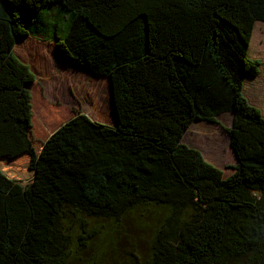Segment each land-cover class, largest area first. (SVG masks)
<instances>
[{
    "label": "trees",
    "instance_id": "1",
    "mask_svg": "<svg viewBox=\"0 0 264 264\" xmlns=\"http://www.w3.org/2000/svg\"><path fill=\"white\" fill-rule=\"evenodd\" d=\"M50 8L68 17L54 50L109 79L117 124L77 112L36 150L34 77L12 52ZM255 22L264 0H0V264H66L70 218L139 205L166 210L145 264H264V118L242 95ZM224 112L227 176L181 142Z\"/></svg>",
    "mask_w": 264,
    "mask_h": 264
},
{
    "label": "rangeland",
    "instance_id": "2",
    "mask_svg": "<svg viewBox=\"0 0 264 264\" xmlns=\"http://www.w3.org/2000/svg\"><path fill=\"white\" fill-rule=\"evenodd\" d=\"M49 11L54 13L46 17ZM62 12L64 14L60 17L54 9H41L34 16L38 18L43 16L41 21H37V24H32L31 27L28 26L29 33L25 38L15 42L16 47L12 52L17 60L28 67L34 77V83L30 88V103L34 115L31 125L36 150L58 124L65 122L77 112L84 114L91 121L114 127L111 107L105 117L97 113L101 119L88 114V109L96 98L94 87L105 84L108 96L107 78L98 76L100 79L97 80V75L63 61L54 50V41L63 38L68 26L67 13ZM39 24L42 28L38 26ZM34 29L38 30V35ZM253 29L247 57L250 60H257L264 66V26L254 24ZM259 70L257 66V73ZM242 95L249 105L261 113L260 106L250 104L246 96ZM42 123L44 124L40 129ZM230 124L231 113L224 112L217 116L215 124L191 123L181 139L186 146L198 150L202 158L220 170L223 176H227L230 165L234 163V157L228 147V136L225 133ZM211 143L215 152V146L219 150V155L215 154L216 159L206 157L204 153ZM16 166L22 173L25 174V170L27 172L25 160L19 161ZM165 214L166 210L162 207L139 205L117 219L70 218L63 225V232L67 236L66 264H145L150 257L155 231Z\"/></svg>",
    "mask_w": 264,
    "mask_h": 264
},
{
    "label": "crops",
    "instance_id": "3",
    "mask_svg": "<svg viewBox=\"0 0 264 264\" xmlns=\"http://www.w3.org/2000/svg\"><path fill=\"white\" fill-rule=\"evenodd\" d=\"M260 26H264V22L256 23ZM254 30V29H253ZM252 30V33H253ZM260 70L253 77H248L244 80L242 85V94H244L248 102L254 106L261 107V116L264 118V66L258 65ZM261 83V85H260ZM219 116V115H218ZM217 118V117H216ZM204 133V132H202ZM205 153V151H204ZM207 157V156H206ZM210 159V158H208ZM230 173L227 172V175Z\"/></svg>",
    "mask_w": 264,
    "mask_h": 264
},
{
    "label": "bare ground",
    "instance_id": "4",
    "mask_svg": "<svg viewBox=\"0 0 264 264\" xmlns=\"http://www.w3.org/2000/svg\"><path fill=\"white\" fill-rule=\"evenodd\" d=\"M15 45H14L13 49L16 47ZM83 70H85V69H83ZM96 78H97V80L100 79L98 76ZM93 89H94L93 92H94L96 98L94 99V102L92 103L91 108L88 109V114L89 115L91 114L93 117L101 119L102 117L100 115H97V113H101V115H103L105 117L106 114L109 113V108H110L109 99L107 96V88H106L105 84L104 85L98 84V86L94 87ZM204 135L207 136L208 134L204 133ZM184 136H185V134H184ZM211 136H213V134L210 135V137ZM213 146H215V145H213ZM215 147H216V152L214 149H212V143L208 144V147L205 149V154L207 157H212L213 159L217 158L215 154H218L219 150H218L217 146H215Z\"/></svg>",
    "mask_w": 264,
    "mask_h": 264
},
{
    "label": "water",
    "instance_id": "5",
    "mask_svg": "<svg viewBox=\"0 0 264 264\" xmlns=\"http://www.w3.org/2000/svg\"><path fill=\"white\" fill-rule=\"evenodd\" d=\"M107 83H108V98H109V106L111 107L113 116H114V126L117 124L116 120V112L114 108V103H113V98H112V88L109 79L107 78Z\"/></svg>",
    "mask_w": 264,
    "mask_h": 264
}]
</instances>
